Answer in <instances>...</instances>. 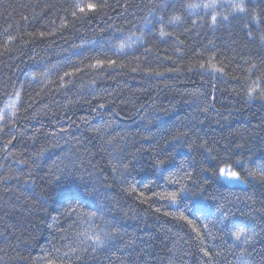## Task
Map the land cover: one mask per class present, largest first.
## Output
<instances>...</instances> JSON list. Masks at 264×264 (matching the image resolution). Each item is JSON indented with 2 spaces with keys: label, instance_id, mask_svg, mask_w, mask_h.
Returning a JSON list of instances; mask_svg holds the SVG:
<instances>
[{
  "label": "trees",
  "instance_id": "16d2710c",
  "mask_svg": "<svg viewBox=\"0 0 264 264\" xmlns=\"http://www.w3.org/2000/svg\"><path fill=\"white\" fill-rule=\"evenodd\" d=\"M212 2L0 0V264H264V0Z\"/></svg>",
  "mask_w": 264,
  "mask_h": 264
},
{
  "label": "snow or ice",
  "instance_id": "6c2138e0",
  "mask_svg": "<svg viewBox=\"0 0 264 264\" xmlns=\"http://www.w3.org/2000/svg\"><path fill=\"white\" fill-rule=\"evenodd\" d=\"M77 7H78V9H79L80 12H84V11H85V7H86L88 10H93V9L96 8V5H95V4H91V3H89V4H87L86 6H79V5H78ZM186 7H187V9H189V10H195V9L200 8V7H203V8H206V9H207V8H212V9L214 10V9L217 7V5H216V3H215V0H213L212 3L203 4V5H201V4H196V3H189ZM230 7H232L235 11H238V12H240V13H243V12L246 11V7H245V4H244V0H239V2H237V3H232V4H230ZM73 15H76V13L74 12ZM217 15H218V13H215V11H214V13H213V15H212V21H213V23L216 22V20H217ZM222 18H223L224 20H227V19H228L227 16H223ZM179 20H180V16H174V17H172L168 22H169V23H174V22L179 21ZM160 22H161V25H162V27H161V29H160V35H161V36H165V35H167V33L164 31L163 20L161 19ZM123 46H124V45H121V47H123ZM252 174L255 175V173H252ZM261 175L264 176V172H262ZM219 176H220V178H222V179H224V180H230V181H239V179H240L238 173L235 172V171H232V170L230 169V167H221V168L219 169ZM169 198H170L171 200L175 201V199H176V194H175V193L172 194ZM234 227H235V226H234ZM232 235L234 236V239H235L236 241H241L242 238H244V239H243V243H248V242H249V239H250V238H248V237L246 236V233H245V230H244L243 227H239V228H237L236 231H234ZM96 239L99 240L98 237H97Z\"/></svg>",
  "mask_w": 264,
  "mask_h": 264
}]
</instances>
